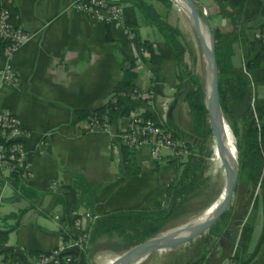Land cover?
Instances as JSON below:
<instances>
[{
	"label": "crops",
	"instance_id": "crops-1",
	"mask_svg": "<svg viewBox=\"0 0 264 264\" xmlns=\"http://www.w3.org/2000/svg\"><path fill=\"white\" fill-rule=\"evenodd\" d=\"M73 1L0 0V8L11 12L12 23L31 36L15 55V83L0 82V109L11 112L20 122L31 174L19 186L4 187L10 175L0 172V257L6 260L18 261L25 253H45L57 246L61 236L53 222L55 215L67 220L72 211L104 216L167 206L166 190L175 178L176 166L166 152L160 160H153L148 147L133 150L138 175L127 177L119 167V157L112 153V145L119 144L118 136L128 119L117 112L108 132L84 131L83 122L74 119L76 111L90 113L104 106L131 65L132 85L137 90L148 86L143 71L132 64L137 45L152 44L158 62L151 66L150 101H133L128 107L137 114L145 113L177 140L191 138L187 106L174 98L176 56L170 46L129 5L122 6L134 41L121 30L74 11ZM194 2L198 15L207 16L211 31L234 41V68L247 69L260 59L259 66L248 74L252 90L250 126L254 119L264 126V46L258 39L264 28V0H227L223 14L214 0ZM153 6L182 35L189 25L184 15L174 5ZM2 51L0 43V71L4 66ZM76 178L95 188L91 204L78 207ZM52 184L56 185L54 190ZM231 205L236 210L246 205L232 247L237 264H264V175L254 187L236 185ZM105 247L103 239L93 254L80 258L79 264L105 260L95 258L96 251H109ZM228 252L208 254L206 261L219 264ZM121 255L108 258L106 264H113Z\"/></svg>",
	"mask_w": 264,
	"mask_h": 264
},
{
	"label": "trees",
	"instance_id": "trees-1",
	"mask_svg": "<svg viewBox=\"0 0 264 264\" xmlns=\"http://www.w3.org/2000/svg\"><path fill=\"white\" fill-rule=\"evenodd\" d=\"M227 0H214L219 13H224V4ZM121 5L133 7L165 43H167L176 56V81L174 98L186 104L191 120L190 139L177 140L168 131L171 139L181 141L189 150V155L182 160H173L175 178L170 182L166 190L167 206L160 209L147 211H119L116 213L97 216L89 230L88 247L85 253L93 254L95 246H99L101 240H105L106 250L123 254L129 249L150 240L168 230V225L185 214V211L204 201L202 207H207L218 198L220 191L211 199H208V191L211 188L209 179L205 177L208 161L211 157L210 139L211 131L204 108V84L201 77L194 74L184 63L187 46L181 33L169 26L155 10L153 3L170 8L173 4L170 0H118ZM174 5V4H173ZM130 29L131 25L125 22ZM214 41V54L217 66V89L219 105L224 120L233 136L239 174L237 185L254 187L260 176L262 157L258 148L257 132L253 125L250 126V101L252 90L249 72L259 66L260 59H255L246 72L233 67V40L217 31H211ZM149 53L150 66L158 62V56L153 50L152 44H141ZM129 69L123 72L122 79L116 84L111 98L101 108L90 113L76 111V122H86L88 119L106 116L109 123L117 112L127 118L128 121L137 114L128 107L133 102L131 94L137 89L132 85ZM139 121L151 120L145 113L138 114ZM5 147H8L5 145ZM133 149L119 147V167L127 177L138 175V169L133 163ZM13 185L19 186L17 175H11ZM74 188L79 192L81 204H91L95 188L87 184L82 178H76ZM246 213V205L238 210L231 205L228 210L206 231L198 241L199 250L194 251L188 264H202L206 255L204 249L208 240L213 237L224 243L225 251H232L237 228ZM192 242L193 246L195 245ZM231 253V252H230ZM224 256L226 258L229 254ZM34 255L35 253H30ZM179 261L178 259H176ZM21 261V260H20ZM177 261L175 263H177Z\"/></svg>",
	"mask_w": 264,
	"mask_h": 264
},
{
	"label": "built area",
	"instance_id": "built-area-1",
	"mask_svg": "<svg viewBox=\"0 0 264 264\" xmlns=\"http://www.w3.org/2000/svg\"><path fill=\"white\" fill-rule=\"evenodd\" d=\"M71 8L98 23L121 30L130 41L135 40L133 30L125 24V11L118 0H74ZM30 39L29 33L12 23L11 12L6 8H0V43L3 44L2 56L4 59V66L0 71L2 85L15 83L16 74L13 69L15 55ZM258 39L264 46V28L259 32ZM136 49L137 55L132 61L133 67L143 71L148 86H150L136 90L131 94V97L135 102L147 103L152 96L150 55L142 45H137ZM250 106L252 107V103ZM137 117L138 114H135L120 133L119 144L112 145V153L116 159L119 157V147L121 146L133 150L148 147L149 155L153 160H160L163 152H166L171 160H182L189 155L185 144L171 139L165 127L155 124L152 120L139 121ZM254 127L262 157L261 171L257 182L259 185L264 175V126L254 119ZM108 129L109 120L106 116L88 119L83 123L84 131L108 132ZM23 136L24 131L19 120L11 112L0 109V172H7L10 175L4 181V187L13 184L14 179L11 175H17L18 183H25L31 177L29 155L22 143ZM55 188L56 185L52 184L51 189ZM96 218L97 216L94 214L76 211L70 212L67 220L55 215L53 222L61 236V242L57 246L45 253L34 255L25 253L21 261L6 260L0 257V264H79L80 258L88 247L89 230ZM202 264L211 263L205 258ZM219 264H237L234 251H231Z\"/></svg>",
	"mask_w": 264,
	"mask_h": 264
},
{
	"label": "water",
	"instance_id": "water-1",
	"mask_svg": "<svg viewBox=\"0 0 264 264\" xmlns=\"http://www.w3.org/2000/svg\"><path fill=\"white\" fill-rule=\"evenodd\" d=\"M171 1V0H170ZM188 6L191 16L190 24L197 35L202 48L203 56L206 59V83L204 87V108L208 119L211 138L220 151L225 169L224 182L220 195L212 204L214 209L195 229L172 238L156 236L147 240L123 253L113 264H131L139 259L161 250H168L174 247L190 243L198 238L224 214L231 205L234 189L237 185L239 165L233 136L224 120L219 105L217 89V66L214 54V41L207 16L201 18L195 8L194 0H182ZM172 2V1H171ZM206 36H204V34ZM246 72V68L244 69ZM92 264L91 260L89 261Z\"/></svg>",
	"mask_w": 264,
	"mask_h": 264
},
{
	"label": "rangeland",
	"instance_id": "rangeland-1",
	"mask_svg": "<svg viewBox=\"0 0 264 264\" xmlns=\"http://www.w3.org/2000/svg\"><path fill=\"white\" fill-rule=\"evenodd\" d=\"M196 6L197 5H195V8L198 10V7ZM184 28L185 30H183L182 36L187 46V52L184 56V63L190 68V70L194 74L201 77V80L205 87L206 74H207L206 63H205L206 59L203 56L200 41L197 35L194 33L193 29L190 27V24L189 25L187 24ZM186 118H187L186 120L190 119L189 116ZM210 149L212 154L208 161V168L205 173V177L209 179V183L211 186V188H209L207 195L208 199H211L215 194H217L218 191H220L221 193L224 182V174H225L222 156L220 154V151L216 148L212 138L210 139ZM243 199H245V197ZM204 201L202 200L200 202H197L196 206L187 209L185 211V214L178 217L177 220L169 224L168 230H166V232L162 233L160 236H164L167 233L176 229L177 227H181L184 224H187L188 222L194 220L196 217H198L202 212H204L208 207H210L215 202L213 201L207 207H202L203 204H199V203H203ZM200 237L201 236H199L198 238ZM196 239L192 240L190 243L180 245L172 249L161 250L152 253L146 256L140 264H178V261L176 259L180 260L179 264H188L189 260L192 258L194 254L193 252L199 250V246L197 244L198 241H195ZM193 241H195L194 246L192 244ZM217 251H225L224 243L219 239H215L211 237L208 240V243L204 249V254L207 256L208 254L211 253L214 254ZM95 254H96L95 258H98V256H102L103 259L106 258L105 260H98L97 264H106V261L109 260L111 257L116 258L117 256H119V253H115L112 251H96ZM176 261L177 263H175Z\"/></svg>",
	"mask_w": 264,
	"mask_h": 264
},
{
	"label": "bare ground",
	"instance_id": "bare-ground-1",
	"mask_svg": "<svg viewBox=\"0 0 264 264\" xmlns=\"http://www.w3.org/2000/svg\"><path fill=\"white\" fill-rule=\"evenodd\" d=\"M171 1L174 4V6L184 15V17L186 18V20L190 24L191 16H190L187 4L185 2H183L182 0H171ZM203 34H204V32H203ZM204 36H206V35L204 34ZM204 68H205V66H204ZM213 209H214V207H213V205H211L207 210L202 212L194 220L188 222L187 224H184L181 227H177L173 231L167 233L164 238L177 237L179 235L185 234V233L195 229L212 212ZM142 260L143 259H139V260H137L135 262H132L131 264H140L142 262Z\"/></svg>",
	"mask_w": 264,
	"mask_h": 264
}]
</instances>
